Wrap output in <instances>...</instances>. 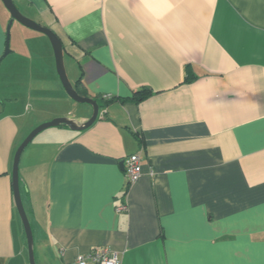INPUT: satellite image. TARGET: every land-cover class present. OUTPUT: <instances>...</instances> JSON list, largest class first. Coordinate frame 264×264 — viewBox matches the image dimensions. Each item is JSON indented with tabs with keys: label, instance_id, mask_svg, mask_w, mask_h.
Returning <instances> with one entry per match:
<instances>
[{
	"label": "crops",
	"instance_id": "obj_1",
	"mask_svg": "<svg viewBox=\"0 0 264 264\" xmlns=\"http://www.w3.org/2000/svg\"><path fill=\"white\" fill-rule=\"evenodd\" d=\"M14 1L56 33L69 81L100 107L21 155L36 263L109 248L122 264H264V0ZM11 19L0 1V264H30L17 151L93 107L66 92L46 34L14 21L2 58ZM133 154L143 174L126 193Z\"/></svg>",
	"mask_w": 264,
	"mask_h": 264
},
{
	"label": "water",
	"instance_id": "obj_2",
	"mask_svg": "<svg viewBox=\"0 0 264 264\" xmlns=\"http://www.w3.org/2000/svg\"><path fill=\"white\" fill-rule=\"evenodd\" d=\"M5 8L9 11L11 14V21L7 27V45H6V51L2 58L6 57L10 52V33H11V27L14 21H17L21 23L22 25L33 29L38 32H42L48 36L54 52L56 56V62H57V69L58 73L60 75L62 84L66 90V92L69 94V96L76 102L81 103V104H90L93 107V115L91 118L83 123H79L75 120L69 119V118H57L54 119L51 122L44 123L40 125L38 128H36L29 136L28 138L24 141V143L20 146L19 150L17 151L16 157H15V162H14V170H13V186H14V196H15V201L20 213V216L22 218L26 235H27V240H28V248H29V259H30V264H37L35 260V254H34V237H33V231L32 227L27 215V212L25 210L23 200H22V195H21V189H20V180H19V163H20V158L21 155L26 148V146L41 132H43L46 129L52 128V127H59V126H68L70 129L74 131H83L90 126H92L96 120L99 117V111L100 107L99 104L96 100L89 98V97H84L81 96L75 87L72 85V83L69 81V78L66 73L65 69V64H64V50H63V45L59 37L54 33L51 29L45 28L41 26L40 24L36 23L35 21L29 19L25 15L22 14V12L19 10L18 6L14 2V0H1Z\"/></svg>",
	"mask_w": 264,
	"mask_h": 264
},
{
	"label": "built area",
	"instance_id": "obj_3",
	"mask_svg": "<svg viewBox=\"0 0 264 264\" xmlns=\"http://www.w3.org/2000/svg\"><path fill=\"white\" fill-rule=\"evenodd\" d=\"M125 173L127 186L136 183L143 174V166L140 154H133L125 161ZM127 204H122L117 208V212H128ZM71 264H122V260L117 252L109 248H96L92 253L78 256Z\"/></svg>",
	"mask_w": 264,
	"mask_h": 264
},
{
	"label": "trees",
	"instance_id": "obj_4",
	"mask_svg": "<svg viewBox=\"0 0 264 264\" xmlns=\"http://www.w3.org/2000/svg\"><path fill=\"white\" fill-rule=\"evenodd\" d=\"M186 71H187V77H186V82L187 83H190V82H193L195 79H196V77H195V75H193L192 74V72H191V69H189V66L187 67V69H186ZM80 83V82H79ZM79 83H78V85H79ZM79 87V86H78ZM77 89V88H76ZM81 93V92H80ZM152 95V91L150 90V89H141V90H139V91H136V92H134V95H133V97L132 98H126V99H122V102H126V101H128V100H133V101H136V102H141V101H143V100H145V99H147L148 97H150ZM113 98L111 97V98H109V99H106V104L108 103V101H110V100H112ZM129 187L130 186H127V188H126V193H127V191L129 190ZM125 193V194H126Z\"/></svg>",
	"mask_w": 264,
	"mask_h": 264
},
{
	"label": "rangeland",
	"instance_id": "obj_5",
	"mask_svg": "<svg viewBox=\"0 0 264 264\" xmlns=\"http://www.w3.org/2000/svg\"><path fill=\"white\" fill-rule=\"evenodd\" d=\"M1 1V0H0ZM14 2H16V1H14ZM4 6V5H3ZM11 35H12V31H11Z\"/></svg>",
	"mask_w": 264,
	"mask_h": 264
}]
</instances>
